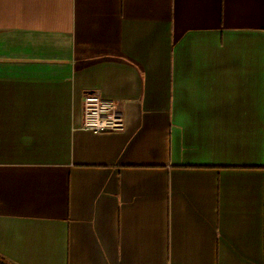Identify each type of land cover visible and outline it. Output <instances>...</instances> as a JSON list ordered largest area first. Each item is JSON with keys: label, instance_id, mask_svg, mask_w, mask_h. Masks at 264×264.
Returning a JSON list of instances; mask_svg holds the SVG:
<instances>
[{"label": "crops", "instance_id": "1", "mask_svg": "<svg viewBox=\"0 0 264 264\" xmlns=\"http://www.w3.org/2000/svg\"><path fill=\"white\" fill-rule=\"evenodd\" d=\"M170 263L264 264V0H0V264Z\"/></svg>", "mask_w": 264, "mask_h": 264}, {"label": "built area", "instance_id": "2", "mask_svg": "<svg viewBox=\"0 0 264 264\" xmlns=\"http://www.w3.org/2000/svg\"><path fill=\"white\" fill-rule=\"evenodd\" d=\"M83 106L82 128L96 133L125 130L126 120L117 101L89 93L84 97Z\"/></svg>", "mask_w": 264, "mask_h": 264}]
</instances>
